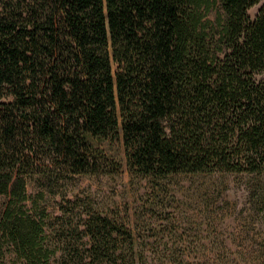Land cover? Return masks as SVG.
Wrapping results in <instances>:
<instances>
[{
    "label": "trees",
    "instance_id": "obj_1",
    "mask_svg": "<svg viewBox=\"0 0 264 264\" xmlns=\"http://www.w3.org/2000/svg\"><path fill=\"white\" fill-rule=\"evenodd\" d=\"M117 139L133 175L260 182L264 0H0V264L188 263L31 200L107 174Z\"/></svg>",
    "mask_w": 264,
    "mask_h": 264
},
{
    "label": "rangeland",
    "instance_id": "obj_2",
    "mask_svg": "<svg viewBox=\"0 0 264 264\" xmlns=\"http://www.w3.org/2000/svg\"><path fill=\"white\" fill-rule=\"evenodd\" d=\"M259 8L249 11L252 18ZM105 146L107 174L71 176L45 197L37 194L45 184L34 180L31 200L46 222L59 230L66 222L81 227L91 216L109 218L126 224L141 248L187 256V264H264L263 176L257 182L248 174L133 175L122 139Z\"/></svg>",
    "mask_w": 264,
    "mask_h": 264
}]
</instances>
